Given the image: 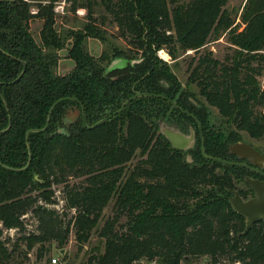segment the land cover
<instances>
[{
    "label": "trees",
    "instance_id": "trees-1",
    "mask_svg": "<svg viewBox=\"0 0 264 264\" xmlns=\"http://www.w3.org/2000/svg\"><path fill=\"white\" fill-rule=\"evenodd\" d=\"M57 1L0 0V131L10 124L0 134V223L24 232L25 214L36 220L35 231L21 234L10 248L0 230V264L26 257L36 244L42 258L44 244L53 242L64 257L60 250L70 232L83 244L93 230L103 239V251L82 264L142 258L181 264L202 255L210 264H264V224L246 226L230 202L248 170L206 159L196 120L168 100L199 120L207 155L233 161L228 147L243 133L264 141V115L256 110L264 103V88L256 78L260 68L252 65L264 60V0H244L235 17L227 0H68L72 12L84 8L88 19L69 29L56 26ZM100 7L129 47L110 41L96 24ZM33 20L42 22L38 41L30 31ZM220 32L228 33L234 47L231 62L198 57L185 86L157 56L161 48L171 59L178 50L197 51ZM88 38L104 44L99 55L89 52ZM67 42L73 66L61 74L59 51ZM117 57L126 64L106 71ZM133 59L140 61L131 64ZM136 92L164 97H137L109 117ZM65 97L74 99L56 103L47 127L28 133L29 165L11 169L27 163L26 131L44 127L50 106ZM82 106L87 125L105 121L85 127ZM163 120L192 126L195 146L187 152L173 148L159 132ZM136 154L140 159L126 173ZM69 177L83 179L64 183ZM61 183L64 208L74 211L67 221L64 212L48 207L56 202L52 186ZM111 199L114 212L98 228Z\"/></svg>",
    "mask_w": 264,
    "mask_h": 264
},
{
    "label": "rangeland",
    "instance_id": "rangeland-1",
    "mask_svg": "<svg viewBox=\"0 0 264 264\" xmlns=\"http://www.w3.org/2000/svg\"><path fill=\"white\" fill-rule=\"evenodd\" d=\"M243 2L244 0H227L226 8L231 13L232 17H235V15L239 13V9L241 8ZM55 12L56 26L58 29L80 28L88 20L86 17V10L84 8H78L75 12H72L70 10V1L68 0H58L55 5ZM94 16L96 18V24L104 29L106 36L110 41L115 42L122 48L129 47L127 39H124L119 35L117 26L115 22H113L112 17L102 7L96 9ZM238 20L239 19L236 16L235 21L238 22ZM41 23L42 22L40 20H33L30 22V31L37 41L39 40L38 35ZM238 26L240 29L242 25H240V23L238 22ZM69 46L70 42H67L65 48L59 51L61 58L59 60L58 72L61 74L67 72L73 66V61L67 57V49ZM87 47L92 55L97 56L104 49V44L95 38H88ZM261 52L264 57V51ZM233 53L234 47L229 43L228 33L220 32L216 36H210L205 45L197 51L178 50L177 57L175 59H171L170 55L166 52V49L161 48L157 51V56L168 65H171L173 73L176 75L181 85L185 86L188 76L191 73V69L196 64L198 57L204 54H209L211 58L217 59L221 63H230ZM123 65H125L124 61L119 63L118 67H121ZM252 65L260 68V74H258L256 78L259 81L261 88L263 89L264 60H262L261 62L253 61ZM194 90L197 91L198 88L194 87ZM211 109L213 111H216L215 108ZM256 110L264 115V103L257 106ZM159 126L168 125L161 123ZM185 128V130L188 131L187 126H185ZM185 130L184 132H187ZM243 134L244 138L241 141L252 145L254 148L260 150L264 154V141L262 138H254L246 133ZM139 159L140 156L136 154L126 164L127 169H125V172L128 173ZM82 179V177H69L64 183H79L82 181ZM64 183L54 184L52 186L54 190L53 199L56 200V202L49 204L48 207L55 209L58 213L64 212L63 219L64 221H67L74 213V211L64 208V200L62 199ZM236 184L240 188L245 187L241 180L236 181ZM249 196H251V194ZM113 212V199H111L102 211V216L98 222V228L103 224L105 219L113 214ZM120 221L123 222L124 218H121ZM24 223V232H20L18 228L6 229L2 227L0 223V230L2 231L1 238L5 239L7 247L10 248L12 243H14L16 241V238H18L21 234H28L29 232L35 231L34 229L36 226V220L31 212L25 214ZM44 245H46L47 251L43 254L42 258H37L38 245L36 244L31 250L25 252L26 257L19 255L7 261L6 264H52L51 259L53 257L57 258V262L55 264H82L92 252L103 251V239L97 235V230H93L89 240L83 244H78L75 240L73 232H70L68 235L67 243L62 248L65 252L64 257H61L57 254L59 246L56 242H53L50 245L47 243ZM19 246L22 251H25V246L23 244H19ZM139 262L140 264H148L149 262L154 264L153 261H147L143 258L140 259ZM181 264H210V258L207 255L192 257L188 262L182 261ZM233 264L241 263L235 262Z\"/></svg>",
    "mask_w": 264,
    "mask_h": 264
},
{
    "label": "water",
    "instance_id": "water-1",
    "mask_svg": "<svg viewBox=\"0 0 264 264\" xmlns=\"http://www.w3.org/2000/svg\"><path fill=\"white\" fill-rule=\"evenodd\" d=\"M122 61H124L125 64L127 62L123 58L117 57V58L112 59L110 61V63L107 65L106 71H110L114 68H118V64L121 63ZM139 61H140V59H133L130 61V63L134 64L135 62H139ZM24 68H25V63L23 62L22 72L24 71ZM140 96L164 97L162 94H153V93H148V92H136L132 96L125 99V101L120 105V107L118 109H116L112 114H110L109 117L119 113L125 105H127L130 101H132L133 99L140 97ZM64 99H74V98L65 97V98L57 99L50 106V108L48 110L47 120H46L44 127H42L41 129H29L26 131L25 140H26L27 150H28L27 163L22 168H11V169L21 170V169L26 168L29 165L30 160H31V151H30V146L28 143V133L30 131H42V130H44L48 125L52 108L54 107V105L56 103H58L59 101L64 100ZM168 100L174 106H176L181 111H183L184 113L193 117L196 120L197 128H198V136L200 139V151H201V154L206 159H209V160H212L215 162H219V163H223V164H228V165H237V166L247 167L249 169L256 170V171H258L264 175V172L260 171L258 168L252 167L251 165H249L246 162L229 161V160H226V159H223L220 157L207 155L204 152L202 128H201V124H200L199 120L195 117L194 114H192L189 111L178 106L171 99H168ZM81 109H82V122H83L85 127H88V128L95 127L98 124H100L101 122L105 121V119H106V117H104V118L100 119L99 121H97L96 123H94L93 125H87L86 118H85V115L83 112V106ZM9 126H10V124H8V126L5 129H2L0 131V134L2 132L6 131L9 128ZM159 132L169 141V143L171 144V146L173 148L184 151V152H187L188 150L192 149L196 144V131L192 126L189 127L187 132H182L178 129H174V128H171L168 126H159ZM228 152L231 155L237 156V158H239V159L250 158L251 162L253 164L258 165L259 167H261L264 163V155H262V153H260L257 149H255L252 145H250L246 142H243V141H237L235 143L230 144L228 147ZM186 160L188 162H191V156L189 153H186ZM243 181H244V183H246L248 185V187L250 189H252L254 191V196L249 198V199L243 200L240 197V195L238 194V192H234L232 197H230V202H231V205L234 208V210L246 218V221H245L246 226H251L252 224H254L255 222H257L259 220L264 221V181L259 180L257 178H252L249 176H244ZM63 252H64L63 249H61L60 253H63Z\"/></svg>",
    "mask_w": 264,
    "mask_h": 264
},
{
    "label": "flooded vegetation",
    "instance_id": "flooded-vegetation-1",
    "mask_svg": "<svg viewBox=\"0 0 264 264\" xmlns=\"http://www.w3.org/2000/svg\"><path fill=\"white\" fill-rule=\"evenodd\" d=\"M161 123H164V124L170 126L171 128L178 129V130H180V131H182V132H184V130L186 129L185 127H181V126L177 125L176 123H171V122H168V121H166V120L161 121V122L159 123V125H160ZM187 129H189V126H187ZM185 131H187V130H185ZM255 149H256V148H255ZM257 150H258V149H257ZM258 151H259L260 153H262L260 150H258ZM262 155H264V154L262 153ZM233 156H234V155H233ZM233 161H242V162H246V163H248L249 165H251L252 167L258 168L260 171L264 172V163H263V165H262L261 167H259L258 165L253 164V163L251 162L250 158L239 159V158H237V156H234V160H233ZM244 168H246V169L248 170L249 173L243 175V177H244V176H249V177L257 178V179H259V180H263V181H264V175H263L262 173H260V172H258V171H256V170H253V169H249V168H247V167H244ZM243 177H242V178H243ZM239 180H240V179H239ZM241 181H242V180H241ZM242 182H243V184L245 185V187H244V188H240V187H238L237 184H236V187H237V188H236V190H235L234 192H238V194L240 195V197H241L243 200H246V199H249V198L253 197V196H254V191H253L252 189H250V188L248 187V185H247L246 183H244V181H242ZM240 191H241L242 195L240 194ZM233 194H234V193H233ZM250 194H251V196H249ZM245 221H246V218H245ZM257 222H262V223L264 224V221H263V220H259V221H257ZM255 223H256V222H255Z\"/></svg>",
    "mask_w": 264,
    "mask_h": 264
},
{
    "label": "built area",
    "instance_id": "built-area-1",
    "mask_svg": "<svg viewBox=\"0 0 264 264\" xmlns=\"http://www.w3.org/2000/svg\"><path fill=\"white\" fill-rule=\"evenodd\" d=\"M56 262H57V258L53 257L51 259V263L52 264H55ZM133 264H140V262L139 261H135ZM148 264H153V263L149 262Z\"/></svg>",
    "mask_w": 264,
    "mask_h": 264
}]
</instances>
